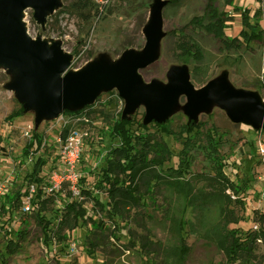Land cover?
I'll list each match as a JSON object with an SVG mask.
<instances>
[{"label":"rangeland","instance_id":"1","mask_svg":"<svg viewBox=\"0 0 264 264\" xmlns=\"http://www.w3.org/2000/svg\"><path fill=\"white\" fill-rule=\"evenodd\" d=\"M72 1L74 0H60L54 11L46 16L43 25L34 20L31 9L25 10L21 18L31 39L40 40L48 46L57 44L71 57L69 71H80L88 64L98 61L114 63L125 51L141 53L145 44L143 28L148 23L152 7L157 1H161L164 2L161 11L163 36L157 47L155 62L139 72L142 82L145 85L157 82L165 86L170 71L184 68L196 90L206 81L225 77L234 89L252 93L264 105V36L260 43L243 45L237 52L226 53L212 36L188 26L193 17L204 13L208 1H212L215 10L230 18L224 31L226 38H237L243 30L240 15L246 9L251 15L255 11L260 12L261 16L252 19L251 24L256 23L264 34V0H232L231 5L228 0H96L101 5L107 4L110 13L104 19L94 20L89 24L82 23L74 14L66 11ZM180 30L203 51L204 61L200 67L202 73L197 77L198 83L193 82L191 78L192 64L184 65L176 57L175 44ZM15 76V73L0 68V187L6 188L8 195L12 196L26 191L24 178L31 171V159L44 156L48 161L44 169L50 168L57 161L55 140L62 131V125L56 120H44L36 124L34 110H25L11 87ZM185 104V98L179 97L170 115L160 124H166L175 132L180 126L188 124L190 121L184 114ZM92 109L96 110V113L90 117L88 123L79 124L88 134L78 164L85 187L91 186L97 179L106 150L116 142L108 138L107 122L98 112L103 110L110 119L109 122H114L119 116L124 117L125 102L119 99L115 90L101 92ZM14 111H22L23 114L9 124L6 118ZM145 118V109L141 105L132 114L125 116L124 120L141 123L150 134L156 135L152 123H146ZM199 122L213 125L223 136L225 143L221 154L229 164L233 163L237 178L246 180L248 176L253 180L251 189L245 195V209L237 211L238 216L242 218L239 226L244 230L253 231V227L258 226L254 222V215L256 213L259 216L260 205L256 178L263 170L262 162L258 160L257 145L260 142L264 147V131L253 130L242 123H231L225 113L215 106L198 115L195 123ZM33 132L44 137L45 155L39 152L36 156L26 159L22 151ZM162 140L174 154L181 149L172 138L162 137ZM191 171L192 174L206 172L202 158H197ZM232 177L234 178V175ZM99 198L101 201L105 200L103 195ZM149 202L146 207L138 210L133 219L118 225V241L115 244L111 240V245L108 244L106 236L99 237V246L91 253L86 244L88 224L74 229L63 247L46 248L42 233L31 213L21 212L26 204V199L22 197L11 216L0 215V226L11 217V230H25L26 238L20 250L7 256L4 263L0 258V264H177V256L174 253L177 245L176 225L179 221L182 223L184 217H191L190 208L183 198L168 191H160L152 202ZM83 206L88 214L100 218V214L92 210L91 202L86 201ZM50 209L60 210L62 204L55 199ZM209 212L206 217L210 222H214L217 211L214 209ZM49 217L50 213H47L45 218ZM65 233L69 234L67 231ZM184 238L190 249L184 264H219L222 261V254L216 247L206 244L196 235L187 233V229ZM2 242L0 236V250ZM72 243L77 249L73 254L69 252ZM144 243L146 245L142 248ZM257 256L258 261L264 264V245L258 244Z\"/></svg>","mask_w":264,"mask_h":264},{"label":"trees","instance_id":"2","mask_svg":"<svg viewBox=\"0 0 264 264\" xmlns=\"http://www.w3.org/2000/svg\"><path fill=\"white\" fill-rule=\"evenodd\" d=\"M231 3L232 0H228V4ZM66 11L74 14L84 24L102 20L110 13L107 4L101 5L96 0H74L67 6ZM260 16L259 11L251 15L249 10H243L240 15L243 30L237 38L228 39L224 31L230 18L215 10L212 1H208L204 13L193 17L188 26L212 36L226 53L237 52L243 45L262 41L263 31L256 23L251 24L252 19H258ZM179 33L175 44L176 57L184 65L192 64L191 78L193 82L198 83L197 77L202 73L200 67L204 61L203 51L197 43L183 35L182 30ZM92 106L93 104L75 112L64 111L62 114L84 116L86 120H90L96 113ZM98 113L107 122L108 138L116 142L106 150L97 179L92 185L83 186L85 180L80 178L82 201L71 200L66 194L56 196L57 198L44 196L41 192L44 178H40V174L48 161L44 156L31 159V171L25 176L24 182L26 186H36V192L30 200V213L42 233L46 248L63 247L74 229L87 224L88 251L92 253L97 249L99 237L102 236H106L108 244L111 245L110 240L115 244L118 241V225L133 219L138 210L146 207L148 201L152 202L157 193L168 191L183 198L191 212V217H184L183 222L179 221L176 225L177 245L174 253L177 256V264H184L190 252L184 238L185 229L187 233L196 235L206 244L216 247L223 257L219 264H262L258 261L257 250L258 244L264 245V218L255 213L254 222L258 224V230H244L239 226L242 218L237 214V211L245 209V195L251 189L253 180L248 176L246 180L237 178L233 163L229 164L221 154L225 141L213 125L189 122L175 132L166 124L152 122L155 135L150 134L141 123L124 120L120 116L114 122H109L110 119L103 110ZM22 114V111H14L6 118V122L10 124ZM162 137L172 138L181 149L175 154L172 153ZM45 151L44 137L33 132L22 155L29 159L39 152L45 155ZM198 157L202 158L206 172L192 174V167ZM227 191L235 200L230 199ZM100 195L104 196V201L100 200ZM26 196V192L16 193L14 196L5 195L0 203L1 215L11 216L21 198ZM55 199L62 204V209H50ZM86 201L91 202L92 210L100 214L99 219L88 214L83 206ZM214 209L217 211V217L214 222H210L206 215ZM47 213H50L49 218H45ZM12 227L11 217L0 226L3 241L0 258L3 263L7 256L20 250L26 238L25 230H11ZM145 245L144 243L142 248Z\"/></svg>","mask_w":264,"mask_h":264},{"label":"water","instance_id":"3","mask_svg":"<svg viewBox=\"0 0 264 264\" xmlns=\"http://www.w3.org/2000/svg\"><path fill=\"white\" fill-rule=\"evenodd\" d=\"M60 0H0V68L15 73L12 89L25 110H34L36 124L56 120L64 111L75 112L92 105L101 92L115 90L125 102L124 117L144 106L146 123L164 122L185 98L184 114L196 122L211 106L225 113L233 124H245L264 131V105L248 91L234 89L225 77L211 80L195 89L186 69L169 72L167 84L145 85L139 72L156 60L162 33L164 2L152 7L143 28L145 44L141 53L125 51L114 63L93 62L77 72L69 71L71 57L59 45L48 46L31 39L21 22L25 10L43 25ZM124 117L122 119H124Z\"/></svg>","mask_w":264,"mask_h":264},{"label":"built area","instance_id":"4","mask_svg":"<svg viewBox=\"0 0 264 264\" xmlns=\"http://www.w3.org/2000/svg\"><path fill=\"white\" fill-rule=\"evenodd\" d=\"M56 121L60 122L62 125V131L60 134H63L64 130L65 132L63 136L59 135L55 140L57 161L50 168L43 169L40 174V178H44V185L41 187V192L44 196L53 197L66 194L70 196L71 200L82 201L79 190L81 175L79 173L78 164L84 144L88 139V134L87 131L84 130V127H79V124H87L88 120H86L84 116H69L61 114ZM257 147V153L263 165L262 172L256 178V185H258L259 189L258 200L260 203L258 213L259 216L264 218V147L260 142H258ZM26 187L25 192L27 193V196L23 197L26 199V204H24L21 209L23 214L30 213V200L36 192L35 185L31 184ZM226 194L231 200H235V197L229 191H227ZM5 195H8L6 188L0 187V198ZM257 230L258 226L256 225L253 227V231ZM76 251V245L72 243L69 247V252L73 254Z\"/></svg>","mask_w":264,"mask_h":264}]
</instances>
